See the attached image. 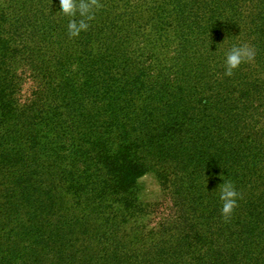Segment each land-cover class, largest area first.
I'll list each match as a JSON object with an SVG mask.
<instances>
[{"label": "trees", "instance_id": "1", "mask_svg": "<svg viewBox=\"0 0 264 264\" xmlns=\"http://www.w3.org/2000/svg\"><path fill=\"white\" fill-rule=\"evenodd\" d=\"M96 3L69 37L59 0H0V264H264V0ZM149 172L173 213L140 251Z\"/></svg>", "mask_w": 264, "mask_h": 264}, {"label": "clouds", "instance_id": "2", "mask_svg": "<svg viewBox=\"0 0 264 264\" xmlns=\"http://www.w3.org/2000/svg\"><path fill=\"white\" fill-rule=\"evenodd\" d=\"M99 5L96 0H59V12L65 16L76 17L80 19H70L67 24L69 37L78 36L81 31H86L89 27L86 21L93 18L94 8ZM254 50L247 43L233 45L225 54L224 66L226 76H232L233 70L237 69L242 63L251 62L254 59ZM238 192L230 182H223L220 188V200L223 202L221 207V215L225 218L231 216L236 206Z\"/></svg>", "mask_w": 264, "mask_h": 264}, {"label": "rangeland", "instance_id": "3", "mask_svg": "<svg viewBox=\"0 0 264 264\" xmlns=\"http://www.w3.org/2000/svg\"><path fill=\"white\" fill-rule=\"evenodd\" d=\"M172 31V29H169ZM173 34V31L171 33ZM163 56H167L163 54ZM223 55H217V60L223 58ZM29 85L26 86L28 90ZM137 187L139 191V199L142 204L151 205V209H147L148 212H152V215L148 218L140 219L138 221L137 227H132L133 223H129L127 226L128 232L125 242H133V244L140 250H146V247L153 242V238L145 237L143 240L139 241V234H134V232L140 233L153 229L156 230L159 228L160 219L165 218L167 215L172 214V201L168 191H165L160 184V181L157 178V175L154 172H149L143 177H141L137 182ZM153 212L155 215H153ZM156 212V213H155ZM91 223L95 224L96 222L91 219ZM147 227V229H143ZM109 244V242H108ZM130 248V247H129ZM45 251H41L43 256L42 264H49L50 258L45 255ZM110 255H108L109 257ZM41 264V263H40ZM127 264V263H126ZM132 264V263H129Z\"/></svg>", "mask_w": 264, "mask_h": 264}]
</instances>
